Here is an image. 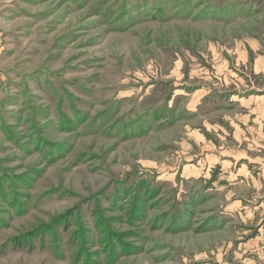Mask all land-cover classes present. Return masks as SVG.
<instances>
[{
    "label": "rangeland",
    "instance_id": "374dc122",
    "mask_svg": "<svg viewBox=\"0 0 264 264\" xmlns=\"http://www.w3.org/2000/svg\"><path fill=\"white\" fill-rule=\"evenodd\" d=\"M253 228L264 0H0V264H229Z\"/></svg>",
    "mask_w": 264,
    "mask_h": 264
},
{
    "label": "crops",
    "instance_id": "0c3cea01",
    "mask_svg": "<svg viewBox=\"0 0 264 264\" xmlns=\"http://www.w3.org/2000/svg\"><path fill=\"white\" fill-rule=\"evenodd\" d=\"M253 221L249 223L253 224ZM253 231L254 233L247 240L236 244L234 253L231 254L234 257L229 264H259L261 262L264 256V233L259 229L255 232L254 228ZM227 263L223 262V264Z\"/></svg>",
    "mask_w": 264,
    "mask_h": 264
},
{
    "label": "built area",
    "instance_id": "2783aa9c",
    "mask_svg": "<svg viewBox=\"0 0 264 264\" xmlns=\"http://www.w3.org/2000/svg\"><path fill=\"white\" fill-rule=\"evenodd\" d=\"M262 264H264V259H263V263Z\"/></svg>",
    "mask_w": 264,
    "mask_h": 264
}]
</instances>
